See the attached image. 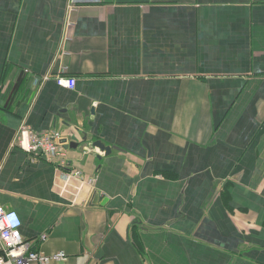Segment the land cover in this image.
<instances>
[{
	"label": "crops",
	"instance_id": "crops-1",
	"mask_svg": "<svg viewBox=\"0 0 264 264\" xmlns=\"http://www.w3.org/2000/svg\"><path fill=\"white\" fill-rule=\"evenodd\" d=\"M71 4L0 0V203L24 240L66 253L49 264H264V0ZM25 124L95 183L16 146Z\"/></svg>",
	"mask_w": 264,
	"mask_h": 264
},
{
	"label": "built area",
	"instance_id": "built-area-1",
	"mask_svg": "<svg viewBox=\"0 0 264 264\" xmlns=\"http://www.w3.org/2000/svg\"><path fill=\"white\" fill-rule=\"evenodd\" d=\"M86 1L102 2L106 0H72L71 7L74 8L76 3ZM56 82L69 89H75L77 84L74 77L65 75L57 76ZM70 143V138L58 130L38 132L26 124L19 128L15 138V145L22 150L53 162L60 167L59 169L64 170V176L68 183L77 180L81 185L94 184L95 178L85 177L81 170L70 169L71 165L67 159ZM21 227L22 220L18 212L7 209L0 203V264H49L53 260H65L67 255L64 252L47 255L32 249L31 244L24 240Z\"/></svg>",
	"mask_w": 264,
	"mask_h": 264
},
{
	"label": "water",
	"instance_id": "water-1",
	"mask_svg": "<svg viewBox=\"0 0 264 264\" xmlns=\"http://www.w3.org/2000/svg\"><path fill=\"white\" fill-rule=\"evenodd\" d=\"M71 146H72V145H71ZM94 146H98V147H100V149L103 150V151L105 150L107 154L111 153V151H112V149H113L111 146L106 145V144H105L103 141H101V140H98V141L94 142Z\"/></svg>",
	"mask_w": 264,
	"mask_h": 264
}]
</instances>
